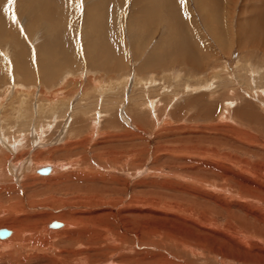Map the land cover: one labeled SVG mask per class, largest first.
Instances as JSON below:
<instances>
[{"label":"rangeland","instance_id":"374dc122","mask_svg":"<svg viewBox=\"0 0 264 264\" xmlns=\"http://www.w3.org/2000/svg\"><path fill=\"white\" fill-rule=\"evenodd\" d=\"M245 1L0 0V264H264Z\"/></svg>","mask_w":264,"mask_h":264},{"label":"bare ground","instance_id":"6f19581e","mask_svg":"<svg viewBox=\"0 0 264 264\" xmlns=\"http://www.w3.org/2000/svg\"><path fill=\"white\" fill-rule=\"evenodd\" d=\"M222 4L224 3V4H226V1H227V3H233V1L234 0H219ZM237 2H238V0H235L234 1V3L233 4H235V5H237ZM245 7H243L242 8V10H241V13L239 14L241 17L243 16V21L242 20H240V24L242 25V28H243V30L245 31V35L243 36V37H245V36H247L249 33H250V30H252L251 28H253V29H262V30H264V0H246L245 1ZM174 11V10H173ZM171 14L173 13L172 11L170 12ZM169 13V14H170ZM179 14V13H178ZM178 14H176V18H177V24L179 25H177L178 27H176V28H178V31L180 32V24L182 23L180 20H179V16H178ZM147 15L148 16H150V15H152V13L149 11V10H147ZM173 17V16H172ZM233 17V15L231 16V18ZM176 22V21H175ZM192 22V21H191ZM240 25V26H241ZM241 28V29H242ZM243 31V32H244ZM179 32H177V34L178 35H180L179 34ZM216 32V31H215ZM172 35H173V33H172ZM181 36V35H180ZM187 36V35H186ZM179 38H181V37H179ZM185 38V37H184ZM183 38V39H184ZM175 39V38H174ZM186 39V38H185ZM189 39V38H188ZM181 40V39H180ZM178 41V40H177ZM184 41H186V40H184ZM239 42L242 44L243 42L241 41V40H239ZM177 43V42H176ZM210 87V86H209ZM157 106V105H156ZM98 120V119H97ZM1 161H2V163H0V170H2L3 168H4V170H6L5 169V161H6V159H8V156H1ZM0 161V162H1ZM13 167H15V166H13ZM49 167V166H48ZM50 168V167H49ZM1 172H3V171H1ZM38 172H39V169H38ZM6 173V172H5ZM87 175V174H86ZM80 177H81V175H79ZM87 176H89V177H91L90 175H89V173H88V175ZM93 176V175H92ZM20 178V177H19ZM27 179V178H26ZM41 180H43V182L44 181H46L47 179H41ZM61 183L63 186H68V184H67V182H66V180L65 181H62V180H59L58 179V183ZM30 183H32L30 180H29V177H28V179L24 182V184H30ZM53 183L54 182H52V185H53ZM46 184H47V181H46ZM13 186V185H12ZM33 187V186H32ZM69 187V186H68ZM67 187V188H68ZM9 188V187H8ZM57 188V187H56ZM94 188V187H93ZM63 189V188H62ZM76 189V188H75ZM89 189V188H88ZM16 190V189H15ZM52 190V189H51ZM78 190H79V188H78ZM85 190V189H84ZM19 192V191H18ZM23 194V193H22ZM9 196V195H8ZM12 196V195H11ZM9 199V198H8ZM11 200H13V199H11ZM3 207V206H2ZM10 207V205L8 206V208ZM12 207H10V209H11ZM13 209V208H12ZM11 211V210H10ZM3 212V211H2ZM14 212V211H13ZM8 214H9V212H8ZM11 214V213H10ZM64 215H65V213H60V214H58V215H56L55 214V216L58 218L59 217V219L60 218H62V219H64ZM15 218V217H14ZM59 222V221H58ZM58 222H56V223H58ZM67 222V221H66ZM70 222V221H69ZM69 222H68V224H69ZM71 223V222H70ZM62 224V223H61ZM59 226H60V224H59ZM47 227V229H49V230H51L53 227L51 226V224L49 225L48 224V226H46ZM56 227V226H55ZM14 230H15V238H17L18 240H24V237H23V232L21 231L20 232V229L19 228H17V227H14ZM12 239H14V238H12ZM21 243H23V242H21ZM18 245V244H17ZM20 245V244H19Z\"/></svg>","mask_w":264,"mask_h":264},{"label":"water","instance_id":"95a60500","mask_svg":"<svg viewBox=\"0 0 264 264\" xmlns=\"http://www.w3.org/2000/svg\"><path fill=\"white\" fill-rule=\"evenodd\" d=\"M39 172L43 173V174H47L50 172V170L47 169H40ZM59 224L61 225V223H56V222H52L51 226L55 227V226H59ZM12 233L11 230L7 229V228H1L0 229V238H5L7 236H9Z\"/></svg>","mask_w":264,"mask_h":264}]
</instances>
